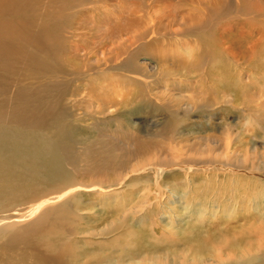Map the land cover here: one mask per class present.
I'll use <instances>...</instances> for the list:
<instances>
[{
    "label": "bare ground",
    "instance_id": "obj_1",
    "mask_svg": "<svg viewBox=\"0 0 264 264\" xmlns=\"http://www.w3.org/2000/svg\"><path fill=\"white\" fill-rule=\"evenodd\" d=\"M246 1L226 0L218 8L201 2L188 17L190 30L196 33L220 22L216 30L221 38L211 36L208 41L217 40L220 63H226L224 74L229 78L239 70L240 84L252 76L244 68L264 61L262 11L258 21L247 20L245 36H231L241 25L233 17L240 11L235 5ZM66 2L0 0V65L19 66L15 56L35 24L40 37L50 39L47 35L61 32L56 21ZM252 7L257 12V5ZM29 12L33 18L26 22ZM218 19L234 21L233 27L227 29ZM135 25L143 31L133 37L140 52L153 56L164 47V42L157 48L143 35L153 33L146 22ZM200 39L198 35L192 39L200 57L187 67L212 61ZM57 41L54 36L51 47ZM117 47L123 51L120 62L135 69V59L125 46ZM232 50L237 59L230 60ZM54 64L46 72L47 84L37 88L46 95L61 87L56 77L60 67ZM35 88L28 90L33 93ZM44 102L12 108L9 118L29 125L8 129L0 124L1 180L18 177V192L24 196L17 203L12 202L13 195H0V264H264V218L248 211L260 205L248 193L254 187L258 190V174L264 179V161L239 147L230 149L233 141L244 145L256 138L249 130L234 136L226 147L213 137H196L192 147L183 151L180 145L190 140L177 137L171 128L126 141L107 140L104 145L80 134L76 123L62 120L65 113L58 100ZM36 108V119L25 122ZM48 126L55 129L51 137L43 131ZM260 130L264 133V126ZM27 180L43 186L32 189ZM243 185L244 189L231 188ZM75 236L83 240L79 243ZM102 238L105 241L97 240Z\"/></svg>",
    "mask_w": 264,
    "mask_h": 264
},
{
    "label": "rangeland",
    "instance_id": "obj_2",
    "mask_svg": "<svg viewBox=\"0 0 264 264\" xmlns=\"http://www.w3.org/2000/svg\"><path fill=\"white\" fill-rule=\"evenodd\" d=\"M225 1L67 0L63 14L56 18L58 28L63 31L55 30L47 35L50 39L40 37L35 32V24L31 28V37L26 43L23 41L22 50L15 56L19 66L0 65V124L8 129L29 125L9 118L14 106L24 102L35 105L39 100L57 103L58 100L59 108L65 113L62 120L76 123L80 134L84 133L95 142L98 139L104 145L107 140L113 143L126 141L171 128L177 137L190 140L180 145L183 151L192 147V140L196 137H213L212 140H218L226 147L234 136H244L249 130L256 138L244 145L233 141L230 149L239 147L243 153L248 152L251 157L256 155L263 162L264 133L260 127L264 126V61L244 68L248 76L252 75L248 83H239V70L227 78L223 72L226 63H220L217 40L208 41L211 36L221 38L220 31L216 30L220 22H213L198 33L189 26L191 9H199L201 2L218 8ZM253 5H257V12L252 10ZM235 7L240 11L233 16L234 20L238 19L241 25L231 36L239 38L247 34V20L256 22L259 12L264 14V0H248ZM254 12L255 17H252ZM27 17L24 16L25 21H31L32 13L29 12ZM137 21L147 23L146 27L153 33L143 35L149 36L157 48L164 42V47L153 56L140 52L139 44L134 42L133 37L143 33L135 25ZM219 21L226 23L227 29L234 24V21L226 22L225 19ZM120 30L121 33L117 34ZM196 35L202 37L201 44L209 49L205 55L212 61L187 67L200 57L199 47L192 43ZM54 36L58 38L57 45L51 47ZM117 46H125V51L135 59V69H127L128 66L120 62L123 51ZM15 53L16 50L12 52ZM237 56L233 50L229 54L230 60L237 59ZM48 59L51 60L49 64ZM53 63L60 67L56 77L61 87L46 95L37 88L47 84L49 76L45 77L46 72ZM32 86H36L33 93L28 90ZM105 102L108 104L104 105ZM35 112L26 116L25 122L35 120L37 108ZM43 131L51 137L55 129L48 126ZM261 176L258 174V190L255 191L254 187L248 193L260 204L257 209L248 211L255 213L260 220L264 218V179ZM27 181L32 189L43 186L36 180ZM18 185V177L14 181L10 178L2 181L0 177V195H13L12 202L23 201ZM231 188L244 189V185ZM75 238L79 243L83 240L80 236ZM97 240L105 241L104 238Z\"/></svg>",
    "mask_w": 264,
    "mask_h": 264
}]
</instances>
